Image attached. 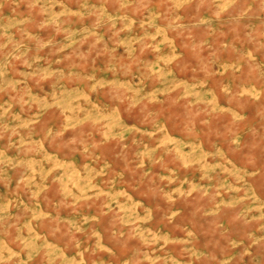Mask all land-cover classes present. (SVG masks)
<instances>
[{"label":"rangeland","instance_id":"374dc122","mask_svg":"<svg viewBox=\"0 0 264 264\" xmlns=\"http://www.w3.org/2000/svg\"><path fill=\"white\" fill-rule=\"evenodd\" d=\"M0 264H264V0H0Z\"/></svg>","mask_w":264,"mask_h":264}]
</instances>
